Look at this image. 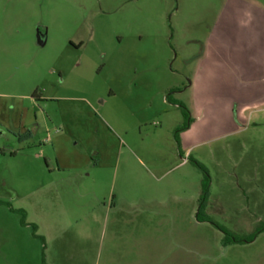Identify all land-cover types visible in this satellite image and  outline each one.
<instances>
[{
  "label": "rangeland",
  "instance_id": "obj_1",
  "mask_svg": "<svg viewBox=\"0 0 264 264\" xmlns=\"http://www.w3.org/2000/svg\"><path fill=\"white\" fill-rule=\"evenodd\" d=\"M229 1L0 0V264H43L34 226L46 264H264V232L198 222L189 162L207 215L264 229V93L218 81Z\"/></svg>",
  "mask_w": 264,
  "mask_h": 264
},
{
  "label": "crops",
  "instance_id": "obj_2",
  "mask_svg": "<svg viewBox=\"0 0 264 264\" xmlns=\"http://www.w3.org/2000/svg\"><path fill=\"white\" fill-rule=\"evenodd\" d=\"M257 4L254 1H229L222 8L214 25L218 31L220 66L218 81L225 90L227 88L225 85L231 84L230 80L234 79L239 83V88L245 86L246 93H264V7ZM231 91L227 89L225 92ZM188 132L189 130L182 133L181 137L183 154L188 141L186 140ZM188 153L189 150L185 154ZM113 212H115V207L111 208V213ZM113 222L115 223L116 220ZM171 232L172 230L168 232L170 237L173 235ZM112 234L115 239V232L112 231ZM168 234L167 238H169ZM137 254L142 256L140 263H120L110 259L107 264H147L144 262L146 259L144 256L148 255L147 248L138 249Z\"/></svg>",
  "mask_w": 264,
  "mask_h": 264
},
{
  "label": "trees",
  "instance_id": "obj_3",
  "mask_svg": "<svg viewBox=\"0 0 264 264\" xmlns=\"http://www.w3.org/2000/svg\"><path fill=\"white\" fill-rule=\"evenodd\" d=\"M167 101L171 104L176 105L181 110L182 116L184 118V124L177 131L178 134L176 135V141H177L179 147H181L180 133L188 131L191 128V126L193 125L194 119L191 117V113L187 109V107L183 104H178L177 102H175L170 95L167 97ZM189 162H191L195 167H197L204 174V179L202 180V183H201V195L199 198V209H198V213H197L198 222L209 223L212 226H214L217 230L221 231L225 235L224 236V244L226 246L233 245V244L244 245V244H250V243L254 242L257 239L258 235L264 232V229H261L258 232H256L255 234L248 236V237L237 236V235H234L233 233H231L229 230H227L222 225L216 223L209 215L206 214V209H207V205H208V201H209V197H210L211 177L209 175L208 170L206 169V167L203 164L192 159L191 157L189 158ZM13 211H15V210H13ZM17 212L22 214V216H23L22 225L23 226H29V224L26 223L25 212L22 210H19ZM34 231H35V237L40 238L42 240V242L44 244V251H45V248H46L45 247V239L36 235L37 226H34ZM44 251H43V255H42V257H43L42 263L46 264Z\"/></svg>",
  "mask_w": 264,
  "mask_h": 264
}]
</instances>
